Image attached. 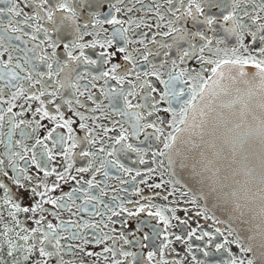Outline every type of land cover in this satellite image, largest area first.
Masks as SVG:
<instances>
[{
  "label": "snow or ice",
  "instance_id": "6c2138e0",
  "mask_svg": "<svg viewBox=\"0 0 264 264\" xmlns=\"http://www.w3.org/2000/svg\"><path fill=\"white\" fill-rule=\"evenodd\" d=\"M0 264H264V0H0Z\"/></svg>",
  "mask_w": 264,
  "mask_h": 264
}]
</instances>
